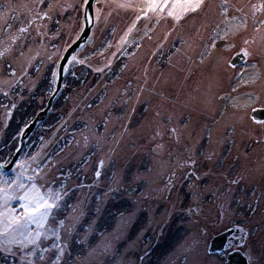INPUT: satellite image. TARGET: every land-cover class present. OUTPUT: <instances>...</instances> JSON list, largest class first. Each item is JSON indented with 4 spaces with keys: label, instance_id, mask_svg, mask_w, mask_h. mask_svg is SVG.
<instances>
[{
    "label": "rangeland",
    "instance_id": "obj_1",
    "mask_svg": "<svg viewBox=\"0 0 264 264\" xmlns=\"http://www.w3.org/2000/svg\"><path fill=\"white\" fill-rule=\"evenodd\" d=\"M86 3L0 0V141L16 109H45ZM263 106L264 0H94L0 169V264H264Z\"/></svg>",
    "mask_w": 264,
    "mask_h": 264
},
{
    "label": "water",
    "instance_id": "obj_2",
    "mask_svg": "<svg viewBox=\"0 0 264 264\" xmlns=\"http://www.w3.org/2000/svg\"><path fill=\"white\" fill-rule=\"evenodd\" d=\"M93 2L94 0H87V3L84 8V29L80 36L77 38V40L69 46V48L65 51L59 66H58V79L55 84V90L48 100L46 107L43 111L39 112L35 118L24 128L23 133L20 137V142H19V149L15 151L13 154L10 162L8 163L7 166L3 167L2 164L0 163V169L4 172H7L10 170V168L13 166L15 160L17 159L25 140L27 137L30 135L32 132L33 128L40 123L41 121L44 120L45 116L47 115L50 106L52 104V101L54 100L55 96L58 94L60 90V85L63 80L64 76V67L66 65V62L70 56H72L78 48L85 43L87 40L92 24H93ZM88 17L90 18V23H88ZM241 55H237L232 58L230 61V64L232 66L236 65L238 63L237 58ZM242 60H244L243 57H241ZM241 60V61H242ZM251 115L257 120L261 121L264 119V108L262 109H253L251 112ZM238 237H239V229L238 228H229L214 237L211 238L209 241V246L207 252L209 254H219L223 252L226 246L236 245L238 242ZM224 264H248L247 258L245 255L242 254L241 251L239 250H232L227 253L226 258H225V263Z\"/></svg>",
    "mask_w": 264,
    "mask_h": 264
},
{
    "label": "trees",
    "instance_id": "obj_3",
    "mask_svg": "<svg viewBox=\"0 0 264 264\" xmlns=\"http://www.w3.org/2000/svg\"><path fill=\"white\" fill-rule=\"evenodd\" d=\"M88 23H90V18L89 17H88ZM83 71L87 72L86 69H84ZM82 77H83V75H82ZM69 80H70V77H69ZM82 80H84V79L83 78H79V77H74V78L71 79V83H69L68 86L71 87V86H74L75 84L78 85L79 83H82ZM46 85H49V82L47 84L45 83V84H43L41 86L43 90H45L47 88V87L44 88ZM50 88H51V90L53 89V92H54L55 88H53V86L51 87V85H50ZM35 95H36V93H35ZM49 95H50V93H49ZM64 96L65 95H64V92H63L60 95V97H59L58 104H61V100H63ZM20 108L15 110V112H14V114L12 116V120L8 124V126H7V128H6L5 132H4L3 139L0 141V162H2L3 160H6L7 158L9 160L12 157V155L14 153V150L16 148L14 146L15 144H13L12 140L14 142H16V140H14L16 138V133L18 132V130L20 128L23 127V129H24L33 120V118L35 117V114H36L35 112L36 111H35L34 108L32 109L30 106H26L25 109H20ZM59 108L60 107L56 105L53 108V110L56 111ZM61 113L56 115V117H58L59 122L63 118V115ZM117 198H119V197H117ZM119 201L121 202V199H117V203H119ZM50 221H51V218H50ZM8 258H9L8 256L3 255V254L0 253V260L2 262L5 261L4 259H8Z\"/></svg>",
    "mask_w": 264,
    "mask_h": 264
},
{
    "label": "flooded vegetation",
    "instance_id": "obj_4",
    "mask_svg": "<svg viewBox=\"0 0 264 264\" xmlns=\"http://www.w3.org/2000/svg\"><path fill=\"white\" fill-rule=\"evenodd\" d=\"M244 62L245 61H243V64L238 65V67L245 65ZM260 79H261V75H260ZM262 108H264V106L263 107H254L253 109H262ZM251 112H252V110H251ZM261 121H264V119H262ZM261 121H258V122H261Z\"/></svg>",
    "mask_w": 264,
    "mask_h": 264
}]
</instances>
